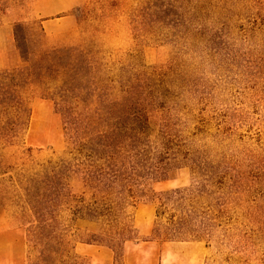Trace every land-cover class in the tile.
<instances>
[{"label": "rangeland", "instance_id": "obj_1", "mask_svg": "<svg viewBox=\"0 0 264 264\" xmlns=\"http://www.w3.org/2000/svg\"><path fill=\"white\" fill-rule=\"evenodd\" d=\"M142 2L0 0V72L20 78L17 90L29 110L27 118L0 114V264L36 260L30 230L64 236L78 264H264V0H164L161 23L145 37L132 24ZM18 24L43 28V37H30L34 61L52 49L88 55L92 48L115 73L133 57L164 74L168 97L162 111L150 114L151 139L168 126L193 163L141 188L127 210L137 235L122 259L105 245L88 244L100 235V223L73 216L76 204L88 206V94L74 101L87 144L79 150L44 97L61 85L59 73L35 68L24 77L29 65L15 47ZM198 170L221 178L229 220L200 242L153 239L158 197L200 182ZM62 188L66 196L56 202ZM45 197L53 215L39 224L29 201Z\"/></svg>", "mask_w": 264, "mask_h": 264}, {"label": "trees", "instance_id": "obj_2", "mask_svg": "<svg viewBox=\"0 0 264 264\" xmlns=\"http://www.w3.org/2000/svg\"><path fill=\"white\" fill-rule=\"evenodd\" d=\"M162 1L143 0L141 8L134 12L132 24L140 36L145 37L153 25L161 23ZM35 32L44 35L40 25L38 30L24 24L14 27L15 47L29 65L24 77H30L35 68L59 73L61 85L46 91L44 97L62 116L72 144L79 150L87 144L82 143L84 128L74 101L88 94V206L76 204L73 216L100 223V235H93L88 244L105 245L122 259L125 244L137 235L127 210L134 206L132 202L141 188L148 182L165 181L187 162L193 163L174 144L168 126H163L151 139L150 114L162 111L163 99L168 97L160 79L164 74L145 68L133 57L131 63L115 73L102 64L92 48H88V55L78 48L52 49L34 61L30 37ZM87 74L88 87L84 84ZM19 80L13 72H0V114L28 117L29 110L17 90ZM200 175L197 184L164 192L158 197L151 231L153 239L200 242L229 220L221 178L211 171ZM55 196L58 202L66 193L62 188ZM46 199L29 201L39 224H45L53 215L50 209L54 205ZM28 240L37 254L36 260L29 264H78L79 258L66 250L62 235L55 237L30 230Z\"/></svg>", "mask_w": 264, "mask_h": 264}]
</instances>
